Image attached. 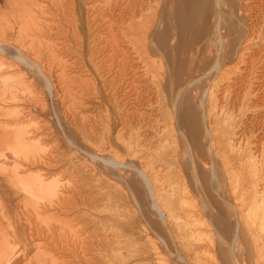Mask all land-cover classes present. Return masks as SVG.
<instances>
[{"label": "bare ground", "instance_id": "bare-ground-1", "mask_svg": "<svg viewBox=\"0 0 264 264\" xmlns=\"http://www.w3.org/2000/svg\"><path fill=\"white\" fill-rule=\"evenodd\" d=\"M80 1L0 0V264H264V0Z\"/></svg>", "mask_w": 264, "mask_h": 264}, {"label": "rangeland", "instance_id": "rangeland-1", "mask_svg": "<svg viewBox=\"0 0 264 264\" xmlns=\"http://www.w3.org/2000/svg\"><path fill=\"white\" fill-rule=\"evenodd\" d=\"M76 1H77V0H76ZM80 2H81V1L78 0V3H77V5H78V6H77L78 9L80 8ZM0 5H1V2H0ZM79 12L81 13V11H79ZM41 16L43 17V14H42ZM41 16H39L38 19L41 18V20H42V19L45 18V15H44V18H42ZM64 16H65L67 19H66ZM64 16H62L63 18H62L61 16H60V17H59V16H57V17L55 16L54 19H50V18H49V19H46V18H47V16H46V18L44 19L45 21H48V20H49V21H50V20L53 21V20H54V21H55V22H54V25H55L56 21H58V20L60 19L59 22H58V24L56 23V25H58V26L56 27V28H58V29H57L58 31L55 30V31H57V32H56V33L54 32V34H56V37H55V36H52V35H54V34H53V29L50 30V31H49V30H45V31H43L44 28L46 29V27H44V26H46V22H44V20H43V22H44V24H45V25H44L43 23H41V22H42L41 20H38V19H37V20L39 21V23H40V25H39V24H38V25L41 26V28H42V25H43V29H41V28H40V29L44 32V34H42L43 32L41 31V33H38V35H40V36H41V35H44L43 37H44V39H46V43H48V42H50V41H51V42L53 41L52 43H55V41H57V43H56V45H57V44L59 43L58 41L61 42V40H62V42H63V41L66 39V40H65V44H64V42H63V43L61 42V43L63 44V46H61V47L63 48V50H62V48H61V50H60V47H59L60 45H59V44H61V43H59V44H58L59 46H57V47H59V48H57V49L60 50V51L56 52V50H55L56 53H55V52L53 53V54H56L57 57H54V58H53V54H51V52H50L51 55H49V57L55 59V60L52 59V60L54 61L55 64H56V62H57V64L55 65V64H52L53 61H52L51 59H50V60H51L52 62L50 61V63H48V61H49V60H48L49 57L47 56V55L49 54V52H48V48L53 47V46L50 45V44H52V43L47 44L48 46H47V47H46V46L44 47L43 42H44V44L46 45L45 40L43 41L42 36H41L42 40H40V36H39V41H40V43L42 44V45L39 44V46L44 47V50L47 49V50L43 51V48H42V49L40 48V52H39V53H42V54H39V55L42 57V63L46 64V68H47V69H48V66H50L49 68L52 69V70H54V68L57 67V66L59 67V68H58V67H57V68L60 69V67L62 68V63L64 62V60H66V62H69L70 60L73 61V59L75 58V55H76V58H75V59H79V58L82 56L81 54L84 52V48H85V52H84V53H85V54H88V51L86 50V47H88V44L90 43V42H89V40H90L89 38H90V35H91V34H90V32H89L90 35L88 34L87 31H88L89 28L86 27V26H87L86 23L83 22V20H84V18H83L84 15H83V14H80V17L83 16V17H81V18H80L79 16H78L79 18H78L77 16H76V17L68 16V15H64ZM71 17H73V19H72ZM56 18H57V20H55ZM74 18L77 19V20H75ZM82 18H83V19H82ZM64 19H65V20H64ZM78 19H79V21H80V20H82V21L79 22ZM62 20H64V22H63ZM66 20L68 21V23H67ZM49 21H48V22H49ZM52 21H50V22H52ZM61 21H62L63 23H62ZM65 21H66V23H65ZM76 21H77L79 24H78V23L75 24ZM48 22H47V23H48ZM70 22H71L72 25L69 27V25H70L69 23H70ZM82 22H83V23H82ZM61 23H62L63 25H62ZM59 24H60V26H62L61 28H60ZM65 24H66V25H65ZM68 24H69V25H68ZM80 24H81V25H80ZM56 25H55V26H56ZM67 25H68V27H66ZM75 25H78V26H75ZM82 25H83V26H82ZM79 26L82 27V28H80ZM63 27H64V28H63ZM71 27H73L74 29L71 28ZM75 27H79V28H80V31H79V28H76V29H75ZM56 28H55V29H56ZM66 28H67L68 31L66 30ZM68 28H69V29H68ZM87 28H88V29H87ZM40 29H39V30H40ZM64 29H65V31H63ZM71 29L73 30V32H74V30H75V32H76L77 30H78L79 32H81L82 35L80 34V38H79V33H78V31H77V33H75V32L73 33V32H70V31H72ZM82 29H83V30L86 29V32H87V33H86V32L83 33V30H82ZM46 31H47V33L49 34L48 37L45 36V35H47V33H45ZM59 31H61V32L65 33V34H63V36H62L61 32H59ZM84 31H85V30H84ZM89 31H90V30H89ZM39 32H40V31H39ZM49 32H50V33H49ZM68 32L73 33V34H70V33H68ZM57 33H58V34H57ZM59 34H61V36H59ZM69 34H70V36H72V37H71L72 39L70 38ZM74 34H78L77 37H76V35H74ZM87 34L89 35V37H88ZM57 35H58L59 37H57ZM64 35H65V36L67 35L66 37H67V38H70V39H67L66 37H64ZM84 35H86V36H84ZM49 36H51V37L49 38ZM68 36H69V37H68ZM74 36H75V37H74ZM53 37H54V38H53ZM81 37H84V38H82V40H80ZM85 37L88 38V40H87ZM51 38H52V40H51ZM76 38H79V41H78V39H76ZM47 39H50V40L47 41ZM74 39H75V41H73ZM54 40H55V41H54ZM67 40H68V41H67ZM76 40H77V42H76ZM84 40H86L85 43H83ZM41 41H43V42H41ZM71 41H72V42H71ZM68 42H70L71 44L69 43V45H68ZM79 42H80V44H79ZM86 42H88V44H87ZM72 43H73V45H72ZM81 43H82L84 46H85V44H86V47H84L83 45H81ZM62 44H61V45H62ZM34 45H35V47L37 46V44H34ZM49 45H50V46H49ZM52 45H53V44H52ZM76 45L80 46L79 49L81 48L80 50H81V52L83 51L82 53H81V52H76V51H79V50H77L76 47H78V46H76ZM67 46H68V47H67ZM74 46H75V47H74ZM81 46H83V47H81ZM65 47H66L67 49H66ZM71 47H74V48H71ZM53 48H54V47H53ZM64 48H65V49H64ZM68 48H69V49L71 48V50H73V52L71 53V50H69ZM75 49H76V50H75ZM82 49H83V50H82ZM66 50H68V51H70V52H68V51H66ZM41 51H42V52H41ZM46 51L48 52V54H47ZM50 51H51V50H50ZM62 51H63L64 54L62 53ZM74 51H75V52H74ZM43 52H44L45 54H44ZM60 52H61V53H60ZM57 53H58V54H57ZM59 53L62 54V55H60ZM66 53H67V55H66ZM70 53H71V54H70ZM74 53H75V54H74ZM78 53H79V54L81 53V54H80L81 56H80V55L78 56ZM68 54H69V55H68ZM59 55H60L61 57H62V56L64 57V59H63V57H62L63 61H62L61 57H59L60 59H58V56H59ZM44 56L48 57V58H47L48 61H47V60L45 61L44 58H46V57H44ZM51 56H52V57H51ZM68 56H69V57H68ZM66 57H67V58H66ZM71 57H72L73 59H71ZM68 58H69V60H68ZM75 59H74V60H75ZM43 60H44L45 62H44ZM60 60H61V61H60ZM80 60L83 61L82 58H80ZM40 61H41V59H40ZM58 61H59V63H60L61 65H58ZM46 62H47V63H46ZM66 62H65V63H66ZM65 63H64V66L67 67L68 65H67V63H66V65H65ZM70 63H71V61H70ZM70 63H69V64H70ZM103 63H104V62H102V65H103ZM49 64H52V67H51V65H49ZM54 65H55V66H54ZM104 65H105V63H104ZM53 66H54V68H53ZM57 68H55V71H56V70L58 71ZM67 68H68V67H67ZM57 71H56V72H57ZM53 76L55 77L56 75L52 74V77H53ZM52 77H50V78L52 79ZM54 77H53V79H52L53 84H54V82H55V80H56V79H55L56 77H55V78H54ZM57 77H58V76H57ZM58 78H59V77H58ZM58 78H57V79H58ZM36 83L39 84V82H36ZM38 84H37V86L40 85V84H39V85H38ZM39 87L41 88L42 86L40 85ZM40 88H38V89H40ZM44 95H45V94H43V98L47 99V102L50 103L49 106H52V105L55 104V101H54V100H55V96H53L54 94L51 95L52 97H51L50 94H48V93H46V95H49L48 97H44ZM46 95H45V96H46ZM20 96H21L22 98L19 99V100H23L24 98H26V97H25V94H24L23 96H22V94H20ZM27 98H28V97H27ZM27 98H26V100H27ZM28 99H29V98H28ZM52 99H54V100H52ZM26 100H25L24 102H26ZM49 100H50V101H49ZM52 101H54V103H53ZM45 102H46V100H45ZM48 103H46V104L48 105ZM55 105H56V104H55ZM51 115H52L53 118L50 117ZM59 115H60V114H59ZM54 116H55L54 114L49 113V114L47 115V119H49V120L51 119L52 122H53V123H52V122H51V123L55 126V123H56V125H57V118H56V116H55V118H56V119H55ZM48 117H49V118H48ZM47 119H46V117H45V121H44V122H46V125L48 126V124L50 123V121H47ZM54 119H55V120H54ZM47 123H48V124H47ZM51 123H50V124H51ZM50 124H49V126H48L47 128H48L50 131H52L53 133H52V132L50 133L49 131H47L48 134H50V135L52 134V135H53L54 133H56L55 130H57V133H56V134H58V136H59V134H60V137H61V135H62V134H61L62 131H60V130H61L60 128L57 129V128H58V125H57L56 128H52L53 126L50 127V126H51ZM50 128H52V129H50ZM53 129H55V130H53ZM54 131H55V132H54ZM58 132H61V133H58ZM56 134H54V135H56ZM51 137H52V138L54 137L53 140L50 139ZM51 137H49V135H48L49 140H50V141H53V142L50 143V141H49V144H52V146L49 145V146H50L49 148H51V149H49V150H48V145H47L48 142L46 143L47 150H48L47 152L45 151L46 153H48L46 157H47V158H51V157H49V156L51 155V153H53V154H54V158H55V157H56V158H59V157H61V158H65L66 156H63V155H62V156H63V157H62V156L60 155V153L62 154L63 149H64V150L66 149V147H65V148H62V146L64 145V143L60 142V141H62L61 138H60V137H56V136H51ZM55 137H56V139H55ZM58 138H60V140H57ZM54 139H55V142L57 141L56 144L54 143ZM58 141H59V142H58ZM57 143H58L59 145H58ZM53 144H54L55 148L53 147ZM60 144H61V145L63 144V145L61 146ZM44 147H45V146H44ZM56 147L59 148V150H61V151H58V149H57ZM63 147H64V146H63ZM53 148H54V149H53ZM44 149H46V148H44ZM51 150H53V151L50 152ZM55 150H57V152H60V153L56 154V151H55ZM73 150H74V155H75V156H76V153H77V155L80 154V156H81L82 158H85V157H83V156H84V155L82 154L83 152H81V150H79L78 147H77V150H78L79 153L75 151L76 148H74V147H73ZM63 152H64V151H63ZM72 152H73V151H72ZM72 152H71V153H72ZM53 154H52V155H53ZM57 155H60V156L58 157ZM82 155H83V156H82ZM76 157L78 158V156H76ZM81 157H79V158H81Z\"/></svg>", "mask_w": 264, "mask_h": 264}]
</instances>
